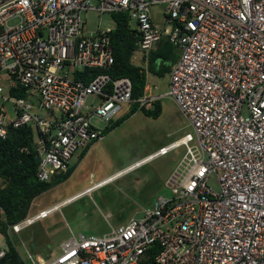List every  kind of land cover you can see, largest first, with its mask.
I'll return each instance as SVG.
<instances>
[{
	"label": "built area",
	"instance_id": "2783aa9c",
	"mask_svg": "<svg viewBox=\"0 0 264 264\" xmlns=\"http://www.w3.org/2000/svg\"><path fill=\"white\" fill-rule=\"evenodd\" d=\"M161 4L164 29L152 14ZM93 11L128 13L142 56L162 38L179 52L167 92L136 102L171 98L194 135L148 157L184 148L168 194L107 234L73 236L53 260L25 249L24 263L144 264L156 245L153 264H264V0H0V139L33 128L35 177L49 182L134 103L130 79L108 73L114 28L85 32Z\"/></svg>",
	"mask_w": 264,
	"mask_h": 264
},
{
	"label": "rangeland",
	"instance_id": "374dc122",
	"mask_svg": "<svg viewBox=\"0 0 264 264\" xmlns=\"http://www.w3.org/2000/svg\"><path fill=\"white\" fill-rule=\"evenodd\" d=\"M164 9L162 4L152 8L153 19L158 25L163 23L160 12ZM85 22L87 33L96 31L97 27H114L111 15H100L95 11L85 15ZM168 78V74L163 77L151 74L147 76L146 83L153 93L163 95L167 92ZM161 107V115L157 119L137 111L93 144L82 159L78 158L80 152H77L71 159V164L76 165L72 175L35 198L28 217L87 190L160 148L180 141L187 134L194 135L171 98L163 97ZM183 154L184 148L180 147L143 163L111 183L64 204L46 218L23 229L19 235H10L15 238L14 245L20 257L25 260L26 249L31 255L50 261L60 254V244L73 236L98 237L124 225L128 219L150 207L157 196L168 194L165 182ZM208 184L218 190L216 178L211 177ZM5 247V240L0 236V248Z\"/></svg>",
	"mask_w": 264,
	"mask_h": 264
},
{
	"label": "trees",
	"instance_id": "16d2710c",
	"mask_svg": "<svg viewBox=\"0 0 264 264\" xmlns=\"http://www.w3.org/2000/svg\"><path fill=\"white\" fill-rule=\"evenodd\" d=\"M111 17L115 24L110 36L114 62L108 73L112 78L127 77L130 79L131 97L134 103L127 113L109 124L103 136L137 111L152 119H157L162 111L161 100L153 102L148 110L140 108L136 102L143 96L146 86L144 71L131 63V58L137 50V30L132 27L128 13H115ZM177 59V50L167 40L162 39L156 49L148 54V71L155 76L163 77L170 72L172 64ZM34 137V129L27 127L10 130L6 139H0V209L2 210L0 235L3 236L7 248L6 255L0 260V264H25L15 248L14 236L8 233L9 228L28 218L34 199L65 182L76 168V165L70 166L66 173L54 176L49 182H29V178L35 176L38 167ZM90 147L84 149L78 158L82 159ZM157 248L158 246L155 245L148 251V259L144 264H153V256Z\"/></svg>",
	"mask_w": 264,
	"mask_h": 264
},
{
	"label": "crops",
	"instance_id": "0c3cea01",
	"mask_svg": "<svg viewBox=\"0 0 264 264\" xmlns=\"http://www.w3.org/2000/svg\"><path fill=\"white\" fill-rule=\"evenodd\" d=\"M160 16H161V18H162V20H163V23L161 24V25H158V24H156L155 23V21H154V23L156 24V25H158L160 28H162V29H164L165 28V26H164V18H163V10L160 12ZM154 20V19H153ZM132 23V27H134V29H136V26H135V24L133 23V22H131ZM114 27H115V24H114ZM113 27V28H114ZM137 30V29H136ZM162 39H164V40H166L165 38H162ZM161 39V40H162ZM160 40V41H161ZM159 41V42H160ZM158 42V43H159ZM158 43L153 47V49L152 50H155L156 49V47H157V45H158ZM151 50V51H152ZM177 53H178V57H179V52L177 51ZM149 54V53H148ZM148 54H147V56H142V55H140V53L138 52V50H136L135 52H134V54H133V56H132V58H131V63L133 64V65H135V66H138L139 68H141L143 71H144V73H145V77H146V79H147V76L148 75H151L152 73H150V71H148ZM170 73V72H169ZM169 73H168V76H169ZM152 75H154V74H152ZM158 77V76H157ZM147 82V81H146ZM168 83H169V78H168ZM168 83H167V89H168ZM147 94H156V93H153V91H152V89L147 85V83H146V86H145V88H144V92H143V96L144 95H147ZM161 100V99H160ZM131 107V106H130ZM130 107L127 109V111H126V113L129 111V109H130ZM34 139H35V141H34V143L37 141V133L35 132V137H34ZM93 146V145H92ZM138 162H140V161H138ZM137 162V163H138ZM72 165H74L73 163L71 164V166ZM134 165H135V163H134ZM131 166H133V165H131ZM131 166H129V167H131ZM125 169H127V168H125ZM125 169H123V170H125ZM122 170V171H123ZM122 171H119V172H122ZM92 192V191H91ZM79 194V193H78ZM77 195V194H76ZM76 195H74V196H76ZM74 196H72L71 198H73ZM70 199V198H69ZM61 203H59V204H57V205H60ZM56 206V205H55ZM63 206V205H62ZM61 207V206H60ZM29 218V217H28ZM129 220V219H128ZM29 227V226H28ZM1 236V235H0ZM65 242V241H64ZM63 243V242H62ZM61 243V244H62ZM61 244H60V246H61Z\"/></svg>",
	"mask_w": 264,
	"mask_h": 264
},
{
	"label": "bare ground",
	"instance_id": "6f19581e",
	"mask_svg": "<svg viewBox=\"0 0 264 264\" xmlns=\"http://www.w3.org/2000/svg\"><path fill=\"white\" fill-rule=\"evenodd\" d=\"M148 157H146V158H148ZM150 160H152V159L148 158V161H150ZM146 162L147 161L145 160V158L143 160H141L140 162H138V163L136 162L135 165L133 164V166L128 167L127 169L123 170L122 172H117V173L113 174L112 176H109V177L105 178L104 180L100 181L99 183L95 184L94 186L88 188L85 192H83V194H85V193L87 194V193H89V192H91V191H93L95 189H98V188H100V187H102V186H104V185H106L108 183H111L113 180H115L117 177H119L123 173H126V172L134 169L135 167H137L139 165H142L143 163H146ZM77 197H75V198H77ZM75 198L73 197V198L67 199V200L61 202L60 205H56V206L52 207L53 208L52 211L53 210H58L60 208V206H62L64 204H67L68 202L72 201Z\"/></svg>",
	"mask_w": 264,
	"mask_h": 264
},
{
	"label": "water",
	"instance_id": "95a60500",
	"mask_svg": "<svg viewBox=\"0 0 264 264\" xmlns=\"http://www.w3.org/2000/svg\"><path fill=\"white\" fill-rule=\"evenodd\" d=\"M29 182H32V183H38V180H37V178H36L35 176H31V177L29 178Z\"/></svg>",
	"mask_w": 264,
	"mask_h": 264
}]
</instances>
